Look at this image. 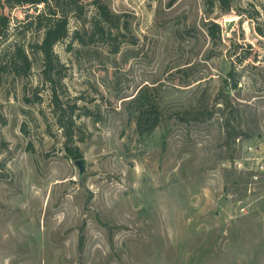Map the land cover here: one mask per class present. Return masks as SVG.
Instances as JSON below:
<instances>
[{"label": "rangeland", "instance_id": "374dc122", "mask_svg": "<svg viewBox=\"0 0 264 264\" xmlns=\"http://www.w3.org/2000/svg\"><path fill=\"white\" fill-rule=\"evenodd\" d=\"M92 1L62 7L50 77L25 14L54 2L0 4V264H264V177L246 151L264 155V0H100L108 40L91 39Z\"/></svg>", "mask_w": 264, "mask_h": 264}, {"label": "trees", "instance_id": "16d2710c", "mask_svg": "<svg viewBox=\"0 0 264 264\" xmlns=\"http://www.w3.org/2000/svg\"><path fill=\"white\" fill-rule=\"evenodd\" d=\"M13 2L18 5H32L37 8V5L47 2V0H0L1 6H5L7 2ZM54 2V8H50L48 12L44 11V14L38 13L37 15L32 16L25 14V19L29 20L26 23L27 28L34 27L36 30H43V37L40 43H37L35 47L41 53L43 57L44 67L43 70L48 77L52 72L53 65V48L56 43L68 37V19L62 8L63 6H78L83 0H51ZM217 1L221 6L226 7L229 5L231 0H205L207 5L212 6L214 2ZM93 4L96 5V15L98 21L92 24L93 32L91 34V39L95 37L96 34L101 35L104 40H108L111 37L112 29L115 26V19L117 18L114 15L109 7L100 2V0H93ZM61 7L62 15L56 16L58 8ZM10 23V17L6 14L0 15V27L7 28ZM105 27L108 30H105ZM212 35H214L213 30L211 29ZM75 36L78 35V32L74 33ZM1 35V30H0ZM105 37V38H104ZM79 40L83 42V38L80 37ZM16 56L26 65L27 68H30V60L26 51L22 46H18L15 49ZM147 91L141 92L133 101L136 116V128L140 134H150L158 125L159 117L157 115V108L147 100ZM59 98L57 95L54 96V103L59 107ZM58 125L64 129V135L67 142H71L74 137V125L75 121L71 114L65 115V110L57 118ZM67 153L72 158L77 157L78 148H72L70 146L66 147Z\"/></svg>", "mask_w": 264, "mask_h": 264}, {"label": "built area", "instance_id": "2783aa9c", "mask_svg": "<svg viewBox=\"0 0 264 264\" xmlns=\"http://www.w3.org/2000/svg\"><path fill=\"white\" fill-rule=\"evenodd\" d=\"M246 151L248 152V154L252 156L247 159L251 166L250 169H252V172H251L252 180L258 183L264 177V155L263 156L255 155V152H256L255 146H253L252 144H249L248 146H246ZM238 167L245 168V164L240 162L238 164Z\"/></svg>", "mask_w": 264, "mask_h": 264}, {"label": "water", "instance_id": "95a60500", "mask_svg": "<svg viewBox=\"0 0 264 264\" xmlns=\"http://www.w3.org/2000/svg\"><path fill=\"white\" fill-rule=\"evenodd\" d=\"M75 165L78 167L79 169V178L82 177V175L86 172V162L85 159L81 158V159H76L74 161Z\"/></svg>", "mask_w": 264, "mask_h": 264}]
</instances>
